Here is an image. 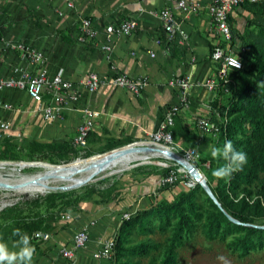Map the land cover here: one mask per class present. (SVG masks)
<instances>
[{"label": "crops", "instance_id": "0c3cea01", "mask_svg": "<svg viewBox=\"0 0 264 264\" xmlns=\"http://www.w3.org/2000/svg\"><path fill=\"white\" fill-rule=\"evenodd\" d=\"M178 1L0 0V78L11 76L17 68H26L20 54L6 47L7 43L18 41L44 55L50 75L62 69L64 78L72 82H79L92 72L103 79L118 73L144 77L147 86L138 96L109 86H102L94 93H82L79 109L90 107L100 113L86 149L99 155L108 147L141 140L145 132L155 130L164 111L178 101L179 91L169 82L185 77L191 82L189 105L176 118L174 138L182 148L194 149L199 157L209 158L207 147L214 144L218 135L204 132L196 120L205 117L213 123L215 118L221 121L215 108L217 93L203 87L216 69L210 53L217 37L206 11L214 0H192L198 6L187 17L176 8ZM164 8L173 9L186 34L184 42L180 43L179 37L170 42L164 37L157 17ZM248 16L237 8L232 14L235 27L242 31V21ZM83 18L90 21L96 36L84 37L80 24ZM126 20H135L138 28L128 37L115 39L110 53L103 51L101 47L106 43L108 29ZM27 70L35 72L34 68ZM5 104L10 108L1 109V116L10 129L4 142L25 148L35 144L58 145L69 152L71 149L78 152L74 141L82 121L80 111L66 110L55 122H46L32 112L36 104L26 93L14 89L0 90V106ZM170 195V191L159 190V180H156L134 184L122 199L100 205L87 203L81 211L69 215L70 220L62 219L45 231L50 235L48 241L31 242L35 248L32 264H104L94 260L92 253L103 241L117 235L122 215ZM81 230L89 232V242L77 251L73 260L64 259L60 249L70 247L74 234ZM13 245L14 242L8 244L10 249Z\"/></svg>", "mask_w": 264, "mask_h": 264}, {"label": "trees", "instance_id": "16d2710c", "mask_svg": "<svg viewBox=\"0 0 264 264\" xmlns=\"http://www.w3.org/2000/svg\"><path fill=\"white\" fill-rule=\"evenodd\" d=\"M239 8L248 13L245 20L249 27H243L242 31L237 29L232 15H229L228 22L233 36L230 45L240 55L242 68L230 74L236 82L235 88L230 86L228 94L220 90L216 92L215 108L221 121L216 118L214 121L220 130L219 137L232 140L235 147L247 153V163L228 180L207 178V185L221 207L197 185L188 192L172 196V201L163 197L148 207L131 212L128 219L121 221L116 235L114 264H137L131 260L158 251L159 244L147 241L130 245V236L152 235L155 230L171 233L158 264H178L177 250L193 237L199 226L206 240L224 244L239 259L264 248V180L261 177L264 174V0L245 3ZM225 116L226 122L223 120ZM126 144L108 147L101 153ZM2 145V149H6V145L14 147L6 141ZM32 146L69 152L66 147L58 145ZM213 160L216 167L223 163L212 156L208 159L210 163ZM179 182L159 186V190L169 191ZM199 196H202V202ZM41 229L42 221L33 219L20 227L21 233L15 240L26 233L31 243L32 234Z\"/></svg>", "mask_w": 264, "mask_h": 264}, {"label": "built area", "instance_id": "2783aa9c", "mask_svg": "<svg viewBox=\"0 0 264 264\" xmlns=\"http://www.w3.org/2000/svg\"><path fill=\"white\" fill-rule=\"evenodd\" d=\"M261 0H214L207 7V14L210 17L213 29L217 37V43L210 53V60L216 65L214 74L208 78L203 87L210 92L216 93L218 90L225 94L230 92V86L236 87V82L230 74L242 68V59L233 48L231 41L233 39L231 27L228 22L229 15L245 3H257ZM72 7L71 4L67 5ZM198 5L192 0H179L176 3V8L187 17L195 12ZM162 24V32L167 41H174L179 37V42L186 40V34L181 29L177 18L172 8H164L157 13ZM81 31L84 37L92 38L96 36V31L91 27L88 19H81ZM138 24L135 20L122 21L117 25L111 26L105 34L106 43L101 47L106 53L112 51V44L115 39L120 37H128L135 32ZM13 50L20 52L21 59L25 61V69H15L11 76L0 78V90L14 89L24 91L27 97L36 104L32 110L38 114L46 122H55L66 111H80L82 113V121L76 130L74 141L75 148L80 155L86 152L88 146V138L94 127L95 120L100 113L90 107L79 109V102L82 93H94L102 86H109L114 89L127 91L135 96L147 86V80L144 77H131L122 73H118L109 79H103L98 74L89 73L83 80L72 82L64 78L62 69L57 70L50 75L45 67L44 55L25 44L11 45ZM154 57V54H151ZM239 58V67L235 63ZM28 68H34V73H29ZM169 85L179 91L177 103L167 108L158 127L150 132H145L144 138L134 141L132 144L143 143L146 146H152L160 149H167L177 154L182 152L183 157L191 164L199 155L194 149L182 148L174 138L173 129L175 120L180 111L189 105V91L191 82L185 77H176L171 79ZM8 105L0 106V148L3 144L6 134L10 129L7 123L1 116V109H9ZM227 121L226 116L223 118ZM197 126L204 132L218 135L219 127L211 122L208 118L198 117L196 120ZM192 165V164H191ZM193 166V165H192ZM199 172L200 170L197 169ZM185 173L178 171H170L168 175L159 179V186L172 185L177 181H183ZM184 182V181H183ZM190 182V180H189ZM189 182L185 183L188 188ZM131 213H124L121 220L128 219ZM63 220H70V216L62 217ZM32 240L46 242L50 239V235L46 232L36 231L32 234ZM89 242V232L81 230L74 234L72 244L68 248H61L59 253L64 259L73 260L77 251L83 249ZM116 244V235L110 239L103 241L98 249L92 253V258L97 261H102L104 264H114V249Z\"/></svg>", "mask_w": 264, "mask_h": 264}, {"label": "rangeland", "instance_id": "374dc122", "mask_svg": "<svg viewBox=\"0 0 264 264\" xmlns=\"http://www.w3.org/2000/svg\"><path fill=\"white\" fill-rule=\"evenodd\" d=\"M242 24L245 28L249 27L246 20H243ZM15 44H25L35 49L29 44L21 41L7 43L6 47L20 54L18 50H13L11 48V45ZM224 141V137L218 136L214 144L222 145ZM133 142H129L119 147V149L134 146L135 144H132ZM139 145L146 146L143 143L136 144V146ZM88 154L89 151H86L84 154L80 155L72 149L70 152H65L57 148L43 150L33 146L25 148L15 145L9 148V145H6V149L0 148V163L3 166L0 169V175L9 176L11 179L17 180L21 175L31 176L54 166L66 165L77 159H89L93 157V155L89 156ZM177 154L181 155L182 152ZM94 155L95 157L102 156ZM208 159L209 158L198 157L191 162L195 168L200 170L206 180L211 177L215 178L212 175V171L216 168L214 160L213 163H210ZM30 165L38 166L30 167ZM179 168L180 165L174 160L168 161L164 158H154L145 162L132 163L125 169L101 173L80 188L71 189L70 191L58 190L45 194L43 192L30 191L27 189H19L17 191L0 190V241H5L8 244L17 241L15 239L18 234L15 233L14 230L20 229L23 224L33 219H40L42 221V232L48 231L54 225L63 221L62 217L73 215V213L81 211L89 202L100 205L110 200L122 199L121 196H125L126 192L134 184L138 185L140 183L155 182L161 177H164L162 175L166 172L178 171ZM14 170L18 171V174L14 172ZM183 176H185V174ZM261 177L264 180V174L261 175ZM189 180V177L186 175L183 180L184 182H179L169 190L171 195L177 196L180 192L190 191V188L185 184L189 182ZM215 183L216 179L212 180L213 186ZM171 195L168 196L169 201L173 199ZM199 197V201L202 202V196ZM162 199L164 198L156 199L154 202ZM127 207L130 206L127 204ZM126 212L130 213L129 210ZM153 223L156 225L155 222ZM170 236L171 233L169 231L160 233L157 230H155L152 235L143 236L134 234L130 236V245H136L140 242L147 241L161 246L158 251H151L146 257L133 258L131 260L132 263L158 264ZM32 241L31 239V242ZM177 255L178 264H264V248L252 253L247 258L239 259L236 255L231 254L224 244L206 240L200 226L197 228L193 237L185 241L177 250Z\"/></svg>", "mask_w": 264, "mask_h": 264}, {"label": "bare ground", "instance_id": "6f19581e", "mask_svg": "<svg viewBox=\"0 0 264 264\" xmlns=\"http://www.w3.org/2000/svg\"><path fill=\"white\" fill-rule=\"evenodd\" d=\"M179 155L167 149L134 145L98 157L77 159L70 164H66V166H54L31 176L21 175L17 180L0 175V190L17 191L27 189L45 194L60 188H66L70 191L71 189L80 188L101 173L125 169L132 163L145 162L154 158L174 160L180 165L179 171L189 177V185L194 187L199 185L200 182L193 178L192 165L189 162L190 165H187L186 160ZM2 167L0 163V169ZM14 172L18 174V171L14 170ZM199 173L202 175L201 172Z\"/></svg>", "mask_w": 264, "mask_h": 264}, {"label": "clouds", "instance_id": "9594fccd", "mask_svg": "<svg viewBox=\"0 0 264 264\" xmlns=\"http://www.w3.org/2000/svg\"><path fill=\"white\" fill-rule=\"evenodd\" d=\"M235 63L239 65V58ZM207 151L217 161H223L218 167L213 169L212 175L219 179L228 180L238 171H241L247 163V153L234 146L233 141L226 139L223 144H213L207 147ZM15 233L20 234V229H15ZM35 248L30 243L28 234L20 235L19 240L14 242L10 249L8 243L0 241V264H32V257Z\"/></svg>", "mask_w": 264, "mask_h": 264}, {"label": "water", "instance_id": "95a60500", "mask_svg": "<svg viewBox=\"0 0 264 264\" xmlns=\"http://www.w3.org/2000/svg\"><path fill=\"white\" fill-rule=\"evenodd\" d=\"M159 150V149H158ZM112 151V150H111ZM111 151H107V152H104L102 154H105V153H108V152H111ZM102 154H99V155H102ZM187 165H190L187 161H186ZM35 166H38V165H30V167H35ZM66 166V165H65ZM191 170H192V174H193V178H195L196 180H198L200 182V186L203 188V190L209 195V197L216 203V205L218 207H221V205L219 204V202L217 201V199L215 198L214 194L212 193V191L210 190V188L208 187L207 185V180L204 176H202L199 171L197 170V168H194V166H191ZM60 191H65L67 190L66 188H60L58 189ZM57 189L54 190V191H58ZM231 219V218H230ZM232 220V219H231Z\"/></svg>", "mask_w": 264, "mask_h": 264}]
</instances>
